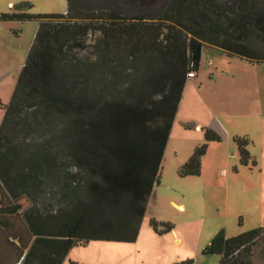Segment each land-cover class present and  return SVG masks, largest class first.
Instances as JSON below:
<instances>
[{
    "label": "trees",
    "instance_id": "1",
    "mask_svg": "<svg viewBox=\"0 0 264 264\" xmlns=\"http://www.w3.org/2000/svg\"><path fill=\"white\" fill-rule=\"evenodd\" d=\"M227 1L232 6L167 0L149 22L142 16L123 22L111 12L98 26L100 60L85 66L66 54L89 28L70 0L63 14L0 15L3 22H38L11 99L0 103V264H62L71 249L89 242H135L183 88L196 77L202 51L217 49L264 64V9L257 0ZM124 60L138 64L142 73L118 93L110 80L112 65ZM29 100L39 103L34 113L23 111ZM54 117L62 121L57 134L62 154L74 167H41L52 164L45 154H30L24 167H11L21 155L6 130L14 124L44 130ZM214 126L202 129L205 141H226ZM233 142L244 162L248 141ZM205 152L206 145L197 147L180 176H197ZM49 177L57 181L51 199L56 207L45 211L34 196ZM22 195L33 202L24 211L18 202ZM263 235L264 227L231 238L220 233L204 253L220 256L218 264H252Z\"/></svg>",
    "mask_w": 264,
    "mask_h": 264
},
{
    "label": "rangeland",
    "instance_id": "2",
    "mask_svg": "<svg viewBox=\"0 0 264 264\" xmlns=\"http://www.w3.org/2000/svg\"><path fill=\"white\" fill-rule=\"evenodd\" d=\"M70 1L71 7L78 11L79 21L88 23L89 28L85 35L67 46L66 54L75 65L83 66L100 60L99 47L102 46L103 35L98 26L105 22L108 14H118L123 22L138 16L149 22L150 18L158 17L167 2ZM218 1L220 5L227 3L232 6L227 0ZM256 3L264 9V0H257ZM66 8L67 0H0V15L21 11L31 15L63 14ZM37 28L36 20H0V35L6 33V37L0 40L2 68L18 66L20 73ZM121 39V45L126 43L125 38ZM209 50L205 49L206 54ZM112 67L115 72L110 80L113 90L118 93L126 90L132 78L142 73V69L132 60H124L120 66L113 64ZM185 99L183 115L179 114L176 119L174 117L163 151L158 184L147 200L135 242H89L86 246L71 249L62 264H218L220 256L204 253L214 237L222 233L225 238H231L264 227V140L249 139L251 143L246 146L249 158L241 162L232 139L207 143L203 132L179 124L180 119L190 112L192 98L186 94ZM22 108L24 112L34 113L39 109V103L29 100ZM14 125L13 129L6 130L5 137L18 147L17 153L21 156L17 162H12L11 167H24L25 159L30 154L48 155L52 164L44 163L41 167H74L62 154L64 144L57 136L62 126L59 118H52L50 125L42 127L44 130H30L23 128L22 124ZM203 145H206V152L201 158L199 174L180 176V170L195 149ZM56 183L50 178L34 196L40 209L46 211L52 205V209L56 207L51 202ZM18 202L21 211L33 204L25 195ZM262 238L252 251V264H264V235Z\"/></svg>",
    "mask_w": 264,
    "mask_h": 264
},
{
    "label": "crops",
    "instance_id": "3",
    "mask_svg": "<svg viewBox=\"0 0 264 264\" xmlns=\"http://www.w3.org/2000/svg\"><path fill=\"white\" fill-rule=\"evenodd\" d=\"M5 37L6 33L0 35V40ZM0 55L2 57V52ZM18 70V66H0L1 104L9 103ZM186 94L192 98L190 112L180 119V125L203 132L202 129L214 124L225 134L226 141L244 138L249 144V139L264 140V64L231 58L217 49H210L207 54L203 50L196 77L187 81L183 88L175 119L183 115ZM3 114L0 108V123Z\"/></svg>",
    "mask_w": 264,
    "mask_h": 264
}]
</instances>
